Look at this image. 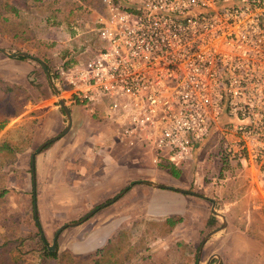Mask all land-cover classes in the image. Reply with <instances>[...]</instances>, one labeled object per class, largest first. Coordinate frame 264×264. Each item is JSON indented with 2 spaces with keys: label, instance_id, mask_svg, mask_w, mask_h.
I'll return each instance as SVG.
<instances>
[{
  "label": "rangeland",
  "instance_id": "obj_1",
  "mask_svg": "<svg viewBox=\"0 0 264 264\" xmlns=\"http://www.w3.org/2000/svg\"><path fill=\"white\" fill-rule=\"evenodd\" d=\"M12 1L19 5V10L22 12L21 15L23 17L26 16L29 20L27 22H31V25L38 29L37 34L40 40L30 44H34V46L40 44V49L38 51L34 47H28L32 48L30 54L35 56V58L28 57L30 60L26 58L19 61L12 60L14 58L0 52V75L6 76L7 74L11 75L12 73L23 71V65L27 61L34 65L35 69L31 70V79L26 81V84L32 89L35 96L32 106L36 105L37 107H32L28 103L24 108V111H28L26 117H12L10 119V127L15 124L24 133H35L39 128V119L36 115L40 112V109H48L54 104L59 105L55 91L42 88L44 83L40 78L44 74L40 67V61H37V59L43 61L51 70H54L57 65L62 63L71 65L85 59L90 48H93L97 41V28L100 17L104 12V7L101 0ZM0 12H8L10 14L9 11L3 9L1 4ZM10 15L15 17L12 13ZM14 19L19 21L18 17ZM6 46L13 53L21 50L12 48L0 39V48H6ZM25 47L27 45H23L21 48ZM35 80L37 81L36 83H34ZM60 93L62 94L61 90ZM62 97L64 98V96ZM25 101L26 96H21V94L13 96L11 94L0 102V113L4 118L6 115L12 116L22 107ZM69 106H73L78 115H80L79 111H81L84 116L89 114L95 121L92 124H85L75 131L78 125V118H74L76 123L72 130V132L75 131L73 139H76V143L81 146V150H78V155L74 159L77 161V159L83 157L85 151L88 156L91 155V160L99 159L101 165L98 174L101 175V178L96 177V174L94 175L100 182L104 181L106 176L109 177L108 181L111 182L113 177L116 179L119 174L121 179V172H123L125 174V183L123 185L126 188L134 181L131 180L132 178H150L161 171L171 175L168 167H162L160 164L152 162L154 155L152 149L128 147L121 141L118 144H111L110 141L114 140V135L110 124L107 120L95 116L90 107L70 103ZM57 109H59L58 111H63L60 106ZM64 115L63 111L62 130L68 125L67 116ZM231 119L232 117L227 113H222L211 131L194 151V160L183 168L178 169L181 171L180 178L182 183L188 186L190 193L195 192L199 198L203 197V194H207L217 199L219 201L218 208L228 216L230 215L233 220V250L230 249L232 247L230 244L224 246L218 243V241H221V236L212 237L209 239L210 242L206 241L203 246L200 252V261L198 262V251L204 238L216 227L209 225V227L201 229L200 235L194 233L192 239L195 240L198 237L197 241H199L196 244L181 241V236L185 234L184 231L190 225L189 218H186L178 229L176 228L175 233H166L167 226H163L161 221L167 218L169 214L175 212L177 204L175 199L182 196L183 193L181 192L184 189L156 187L158 190L148 201H145V198L141 199V197L136 199L134 208H139V211L133 213L127 210L124 227L118 228L113 233L117 235L118 232L123 230L126 232L124 243L127 248L124 251L126 254L132 253L133 258L124 264H206L212 255H215V257L210 264H229L228 260L218 262L216 255L222 254V251L227 253V257L230 256L233 264H262L258 262L260 261L258 259L263 256L264 251V212L254 210L252 206L264 203V199L261 196L258 197L252 194L253 187L257 186L255 170L228 157V150L225 145L226 139L219 129L229 125ZM3 133H5L4 130L0 135ZM107 135L109 136L107 137ZM41 141H44V139L37 142L41 145L44 143ZM102 141L105 145L98 146ZM93 144L98 148L90 149ZM40 145L27 148L24 153L0 168L1 171L8 175L7 185L10 189L3 205V211L7 218L3 222L0 221V233L2 231L1 225L4 223L5 231H9V236L14 239L27 238L25 259L28 263L33 264L41 262L40 254L43 244L42 240L37 236L40 228L36 225L34 217L36 214L39 216L44 237L49 246H51L57 231L62 225L76 222L89 213L75 210L78 206L76 204L77 199L82 197L76 194V189L71 188L72 183L76 184L79 181L71 179L76 177L78 169L75 163L71 166L73 164L71 162L72 157L69 159L70 139L51 144L48 148L45 146L40 151H37ZM89 149L90 153L88 152ZM34 153H36V211L32 204L34 178L31 169ZM119 171L120 173H118ZM82 174L81 177L85 182L86 174L85 172H82ZM132 195L133 191H128L124 198L116 202V207L123 208L127 205V208L132 209L133 201H130ZM112 199L113 197L111 196V198L100 202L97 206H101L99 209H103L114 202ZM144 207L150 210L148 211L149 213L145 211ZM191 207L196 210L197 214H195L197 216L203 215V211L204 216H207L206 206L201 202H192ZM249 209L253 210L249 211ZM151 211L157 214H152ZM161 212H166V214ZM154 214H163L164 216H155ZM11 215H14V217H11ZM253 222H255L256 226H254ZM86 223L83 222L79 226L63 229L57 239L56 247L58 246L60 251L72 248L78 255L93 254L94 252L90 253V249L97 247L95 245L97 243L96 240L84 243L82 246L80 245V242L84 240L81 238L87 234ZM197 223H203V220L198 218ZM98 230L99 227H94L92 231L97 233ZM77 233H83V236L81 235L82 237L80 238V234L78 235Z\"/></svg>",
  "mask_w": 264,
  "mask_h": 264
},
{
  "label": "built area",
  "instance_id": "obj_2",
  "mask_svg": "<svg viewBox=\"0 0 264 264\" xmlns=\"http://www.w3.org/2000/svg\"><path fill=\"white\" fill-rule=\"evenodd\" d=\"M101 2L98 43L57 67L65 98L177 168L227 113L228 157L264 179V0Z\"/></svg>",
  "mask_w": 264,
  "mask_h": 264
},
{
  "label": "crops",
  "instance_id": "obj_3",
  "mask_svg": "<svg viewBox=\"0 0 264 264\" xmlns=\"http://www.w3.org/2000/svg\"><path fill=\"white\" fill-rule=\"evenodd\" d=\"M5 1H7L9 3L10 9H6L4 6H2L3 9H6V11L10 12V14L12 13L15 15V17H18L19 21L20 20H25L26 22L29 21L26 16L23 17L21 15L22 12L19 10L20 9L19 5L15 1L14 2L12 0H5ZM14 9L16 12L14 11ZM2 14L12 18L15 21H17L16 19H14L15 17H12L10 14H8V12L2 13ZM27 23H28V25L30 27V31H31V39L30 40H27V41L22 40V41L16 42V41L8 38L7 36L0 35V39H2L5 43L9 44L12 48L21 49L17 52H14V53L25 52L28 54L27 56L11 57V56L3 53L2 51H0L8 57L14 58L12 60H18L19 61L22 59H26L28 57L35 58V56L30 54L32 48H28V47H34L38 51L40 49L39 48L40 44L35 45L36 47L34 46V44L33 45L30 44L31 42H37L38 40H40V39H38L39 37L37 34L38 29L36 27H34L33 25H31V22H27ZM97 43H98V41H96L95 44H97ZM23 45H27V47L21 48V47H23ZM7 47L8 46H6V48H0V49H5L8 52H10L9 48H7ZM11 53H13V52H11ZM85 59H83V60H85ZM37 61H40V63H42V66H40L42 69V72L44 74V76L42 78H40L41 81L44 83L42 85V88L43 89L47 88L48 90L50 89V91L52 89L54 91L53 86H51L52 85V81H51V77H50L51 74L46 69V64L39 59H37ZM79 62H81V61H79ZM59 65H57L54 69V72L56 73V75H57V67ZM23 68H24V70L21 72L19 71L17 73H12L11 75L7 74L6 76L2 75V74L0 75V80L4 81L5 83H9L12 86H16L17 88H19V86H21V88L23 89V90H21V93H22L21 96H26L25 103H23L22 107L19 109L20 112H19V110H17L15 114H12V116H9V115L5 116V118L9 117V120L7 122L6 127L3 129L5 131V133H7L10 129H12V130L18 129V127H16L15 124H13V127H10L11 126L10 119L12 117H15V116H17V118L19 116H21L22 118L26 117L28 111H24L25 106L28 103L32 106L33 102H34L33 98L35 96L32 92V89L30 87H28V85L26 84V81H29L31 79V70L35 69V67L33 64H30V61H27V63L25 65H23ZM47 68H50V67H47ZM36 82L37 81L35 80L34 83H36ZM56 89H58V88H56ZM62 89H63V87L59 88L58 90L60 91ZM26 94L29 95V97ZM10 95L11 94L9 93L8 97ZM62 96H64V98H65L66 93H64V92H62V94L60 93V97H62ZM65 100L67 101V103L69 105L70 100H68L66 98H65ZM58 102H59V100H58ZM70 104H74V103H70ZM74 105H78V104H74ZM59 106H60V103H59V105L54 104V105H51L48 109H45V108L40 109V112L37 113L36 117L39 119V121H38L39 128L37 129V131L35 133H33V132L31 133V138H30L31 142L28 145V148L33 147L34 145L35 146L40 145V143L37 142L38 140L40 141V140L44 139V141H41V142L47 143L45 146H47L49 144L48 147H50L51 144H55L57 142H61V141L66 140V139H70L71 146H70V149L68 151L69 159L72 157L71 162H73V164H71V166H73L75 163L76 168L78 169L76 171V174H77L76 177L75 178L72 177L71 179H73L74 181H79L76 184L72 183L71 188L76 189V194H78V196L82 197L80 199H77V201H76V204L78 205L75 208L76 211H79L82 213L90 212V210L95 209V207L97 205H99L100 202H103L104 200L106 201L107 199L111 198V196L113 198L115 196H118V198L116 200H114V202L111 205L104 207L103 209H98L89 219H87L85 221V222H87L86 223L87 225H85V226H87V229H86L87 234L83 236V233H77L78 235L80 234V238L83 236L81 239H84L83 241L80 242L81 246L84 243H88V242H91L92 240H96L97 243L95 245L97 247L90 249V253H92V252L95 253L99 248H101L102 246H104L105 244H107L111 240V239L109 240V238L114 235L113 233H115V231L118 228L124 227L126 211L128 210L129 212H133V213H136L137 211H139V208L138 209L134 208V203H136V199L141 197V199L145 198V201H148L149 198H152L154 196V193H156V190H158V188L153 187V186L143 182L146 180V181H155V182L157 181L158 183L162 184L164 188L173 187V188H176L177 190H180L182 188L184 190H187V191L183 190L181 192V193H183L182 196L176 197L175 200H176L177 204L175 207V212L169 214V216L167 215L168 217H170V215L183 217V220L180 223H178L170 233H172V232L175 233L176 230L178 229V227L180 226V224H182L186 218H189L190 225L184 231L185 234L181 236V238H182L181 241L183 240V241H186L187 243L188 242H192L195 244L199 243V241H197L198 237H196V238L194 237L195 238V240H194V239H192V235L194 233H197L200 235L201 229H205L206 227H209V225H212V227L217 228V226L219 227L223 224L222 217L213 214V212L211 213L212 206H213L212 202H213V200L216 201V209L221 214L224 215V217L226 219V226L222 231H220L219 233L214 235L213 238H217L218 236H221V239H220L221 241H218V243H221L224 246L227 244H230L232 246V247H230V249L233 250V220L231 219L230 215L228 216L226 213H223L221 211V209L218 208L219 207V201H217V199L210 197L207 194H203L202 195L203 197L199 198L198 196H196L195 192L190 193L188 186L184 185L182 183V180L180 178L181 173H180V176L177 177L171 171H170L171 175L170 174L168 175V173L165 174L163 171H161L158 174H156V176H151L150 178L149 177H142L141 179L140 178H132L131 180H134L130 183V185H132V186L129 185L128 190L125 193H123L121 196H120L121 192L125 189L124 188L125 186L123 185V183H125V174L123 172H121V174H122L121 179H120V174H119L116 179L113 177V180L111 182L108 181V179H109L108 176L105 177L104 181L100 182L96 178V177L101 178V175L98 174L99 167L101 165V161L99 159L98 160H96V159L91 160V158H92V157L90 158L91 155L88 156L86 151L83 153L84 154L83 157H80L79 159H77V161H75V159H74V157H76L78 155V150H81V146L76 143V139H73L74 133L78 128H81L83 125L94 123L95 122L94 119H92L89 114L84 116L81 111H79L80 115H78V113L75 111L73 106H69V108L71 110V115H72V127L68 133H66L65 135H63L61 137L60 135L66 129L65 128L64 130H62L63 111L65 113L64 116H67V115H66L65 110L61 106L60 107L63 111H61V110L58 111L59 109H57V108H59ZM78 106H81V105H78ZM32 107H37V106L34 105ZM32 110H33V108H32ZM95 116H97V115H95ZM0 117L4 119L2 114L0 115ZM75 117L78 118V125H77L75 131L72 132V130L75 126V123H76L74 120ZM97 117H100V116H97ZM67 121H68V118H67ZM108 123L110 124V126L113 130V135H114V140L112 142L110 141V143L111 144H115V143L118 144L119 141L115 138V134H114V129H113L114 126L111 122L108 121ZM1 132H0V134H1ZM5 133L0 135V138H2L5 135ZM108 136L109 135H107V137ZM44 143H42V144H44ZM94 144L91 146L89 145L90 149L91 148H98L97 146H94ZM104 145L105 144L102 141L101 143H99L98 146H104ZM90 149L88 151L89 153H90ZM22 153H24V151L19 153L18 155H20ZM169 170H170V168H169ZM82 172H85V174H86L85 182H84L83 178L81 177V175L84 174V173L82 174ZM118 173H120V171ZM94 174H96L97 176L95 177ZM164 177H166V178H164ZM255 182H256L257 186L253 187L252 194H255L258 197L261 196L264 199V194L262 191L264 188V179L259 178L257 173H256V181ZM182 186H184V187H182ZM130 190L133 191V195H132V198L130 200V201H133L132 202L133 203L132 209L129 207H128L129 208L128 209L127 205H125L123 208L122 207L117 208L116 202L119 199L124 198V195ZM118 192H120V193H118ZM117 193H118V195H117ZM84 197H85V199H84ZM192 202H194V203L195 202H201L202 204H204L206 206L205 209L207 210V216L206 217L204 216V211L202 212L203 215H201L200 217L197 216L196 210L193 207H191ZM128 204H130V203H128ZM146 208L147 207H144L145 211H147V213H149L148 211H150V210H147ZM252 208L254 210H259L261 212L262 211L264 212V203L254 204L252 206ZM253 209H249V211H252ZM191 212L193 213V215ZM151 213L153 214L156 212L151 211ZM161 213L166 214V212H161ZM155 216H164V215L159 214V215H155ZM198 218L203 220V223H197ZM253 224H254V226H256L255 222H253ZM94 227H97V228L99 227V230L97 233L92 231L94 229ZM106 233H107V235H106ZM115 236L116 235H114L113 237H115ZM214 242H216V241H214ZM71 250L74 253H76L74 251V249L71 248ZM216 256L218 257L219 263L221 261L228 260L229 264H233V260L230 258V256L227 257V253H225L224 251H222V254L216 255ZM214 257H215V255L210 256L209 264L212 262V259ZM258 260H260L258 262H261L262 264H264V251H263V256L261 258H259Z\"/></svg>",
  "mask_w": 264,
  "mask_h": 264
},
{
  "label": "trees",
  "instance_id": "obj_4",
  "mask_svg": "<svg viewBox=\"0 0 264 264\" xmlns=\"http://www.w3.org/2000/svg\"><path fill=\"white\" fill-rule=\"evenodd\" d=\"M0 4L6 9H10V5L5 0H0ZM15 11V9H14ZM16 12V11H15ZM0 35L7 36L14 41H27L31 39V31L28 23L25 20L15 21L12 18L3 15L0 12ZM21 86L17 88L9 83H5L0 80V102L8 97L9 93L13 96H18L21 93ZM28 94V93H27ZM26 94V95H27ZM29 97V95H27ZM16 99V98H15ZM21 108V107H20ZM19 108V109H20ZM18 109V110H19ZM20 112V110H19ZM1 115V113H0ZM9 117H0V132L6 127ZM31 133H24L21 129H10L5 135L0 138V168L14 160L17 155L28 148L31 142ZM49 145L46 146V148ZM162 167L170 168V171L175 176H180L181 171L173 165H161ZM32 172H36V163L33 166ZM34 178V177H33ZM8 175L0 169V221L3 222L7 215L3 211V205L6 196L9 192L7 185ZM118 196H115L113 200H116ZM32 204L37 207V192L36 190L32 194ZM97 206L96 208H100ZM14 217V215H11ZM36 218L39 216L36 214ZM183 220L181 216H170L165 218L162 222L163 226H167L166 233H170L173 228ZM36 225L40 228L41 223L36 221ZM2 231L0 233V264H33L28 263L25 259L26 255V239L27 238H13L9 236V231H5V224L1 225ZM165 234V233H164ZM37 236L42 240V252L40 254L42 260L38 264H124L128 260L133 258V254H126L124 243L126 240V232L123 230L113 237L107 244L99 248L95 253L90 255H78L71 249L67 248L60 251L58 246L54 251L49 249V244L44 236H42L41 229Z\"/></svg>",
  "mask_w": 264,
  "mask_h": 264
},
{
  "label": "water",
  "instance_id": "obj_5",
  "mask_svg": "<svg viewBox=\"0 0 264 264\" xmlns=\"http://www.w3.org/2000/svg\"><path fill=\"white\" fill-rule=\"evenodd\" d=\"M0 51H2L3 53H5V54H7V55H9V56H11V57L27 56V55H28V54L25 53V52L11 53V52H8V51L5 50V49H0ZM55 93H56V95L59 97L58 100H59L60 106L65 110L66 115H67V118H68V125H67L66 129L63 131V133L60 135V136L62 137L63 135H65L66 133H68V132L70 131L71 127H72V115H71V110H70V108H69V105H68L67 101L65 100V98L60 97V91H59L58 89L55 88ZM46 144H47V143L42 144V145L39 147V149H38L37 151H40L42 148H44ZM35 155H36V153H34V154H33V157H32V164H33V166L35 165V161H36V159H35ZM33 177H34V191H35V190H36V172H35V170H33ZM143 182H144V183H147V184H149V185H151V186H153V187H158V188H159V187H160V188L163 187L162 184H160V183H158V182H155V181H146V180H145V181H143ZM130 186H132V185H130ZM127 190H128V187L125 188V189L121 192L120 196H121L123 193H125ZM212 203H213V206H212V212H213V214L222 217V219H223V224H222L221 226H219V227L213 229L211 232H209V233L206 235V237L204 238V240H203V242H202V245H201V247H200V249H199V251H198V261H200V252H201V250H202V248H203V245L206 243V241H208L211 237H213L214 235H216L217 233H219L220 231H222V230L225 228V226H226V219H225L224 215L221 214V213L216 209V201L213 200ZM97 210H98V208L93 209L92 211H90L89 213H87L82 219H80V220H78V221H76V222H71V223H67V224L62 225V226L60 227V229L57 231V233H56V235H55V237H54L53 243H52L51 246H49V249L52 250V251L55 250V247H56V244H57V239H58L60 233L63 231V229H65L66 227H75V226H78V225L82 224V223L85 222L87 219H89V218H90V217H91V216H92ZM35 211H36V208H35ZM36 221H39V219L36 218ZM40 229H41V231H42V236H45L44 233H43V230H42V226H40ZM209 262H210V261H208V263H206V264H209Z\"/></svg>",
  "mask_w": 264,
  "mask_h": 264
},
{
  "label": "flooded vegetation",
  "instance_id": "obj_6",
  "mask_svg": "<svg viewBox=\"0 0 264 264\" xmlns=\"http://www.w3.org/2000/svg\"><path fill=\"white\" fill-rule=\"evenodd\" d=\"M40 65L42 66V63H40ZM46 69L51 74V76H50L51 77V81H52V85L51 86H53L54 91H55V88H61L62 86L60 85L59 80H58V76L56 75V73L54 72V70H51L50 68H47V66H46Z\"/></svg>",
  "mask_w": 264,
  "mask_h": 264
}]
</instances>
